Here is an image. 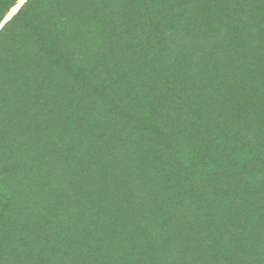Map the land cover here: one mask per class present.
Wrapping results in <instances>:
<instances>
[{
	"label": "trees",
	"instance_id": "1",
	"mask_svg": "<svg viewBox=\"0 0 264 264\" xmlns=\"http://www.w3.org/2000/svg\"><path fill=\"white\" fill-rule=\"evenodd\" d=\"M0 264H264V0H26Z\"/></svg>",
	"mask_w": 264,
	"mask_h": 264
},
{
	"label": "rangeland",
	"instance_id": "2",
	"mask_svg": "<svg viewBox=\"0 0 264 264\" xmlns=\"http://www.w3.org/2000/svg\"><path fill=\"white\" fill-rule=\"evenodd\" d=\"M15 0H0V19L4 16V14L7 12V6L14 2ZM17 2V0H16ZM14 15V14H13ZM13 15L11 17H13ZM4 18V17H3ZM2 18V19H3ZM2 21V20H1ZM1 23V22H0Z\"/></svg>",
	"mask_w": 264,
	"mask_h": 264
},
{
	"label": "bare ground",
	"instance_id": "3",
	"mask_svg": "<svg viewBox=\"0 0 264 264\" xmlns=\"http://www.w3.org/2000/svg\"><path fill=\"white\" fill-rule=\"evenodd\" d=\"M20 3H21V0H17V2H16L14 5H12V6L10 7V9L7 11V13L4 15V18H7V17H9L12 13H14V12L18 9Z\"/></svg>",
	"mask_w": 264,
	"mask_h": 264
},
{
	"label": "water",
	"instance_id": "4",
	"mask_svg": "<svg viewBox=\"0 0 264 264\" xmlns=\"http://www.w3.org/2000/svg\"><path fill=\"white\" fill-rule=\"evenodd\" d=\"M20 6H21V3H20V5H19L18 9L20 8ZM18 9H17V10H18ZM17 10H16V11H17ZM16 11H15V12H16ZM15 12H14V13H15ZM14 13H12L10 16H12ZM6 20H7V21L9 20L8 17L2 19V21H1V23H0V28H1V26L5 23Z\"/></svg>",
	"mask_w": 264,
	"mask_h": 264
},
{
	"label": "snow or ice",
	"instance_id": "5",
	"mask_svg": "<svg viewBox=\"0 0 264 264\" xmlns=\"http://www.w3.org/2000/svg\"><path fill=\"white\" fill-rule=\"evenodd\" d=\"M26 3V0H21V6H23ZM12 17L9 16L8 19L10 20ZM7 23V20L5 21V24Z\"/></svg>",
	"mask_w": 264,
	"mask_h": 264
}]
</instances>
